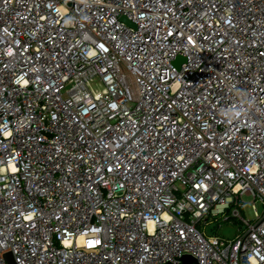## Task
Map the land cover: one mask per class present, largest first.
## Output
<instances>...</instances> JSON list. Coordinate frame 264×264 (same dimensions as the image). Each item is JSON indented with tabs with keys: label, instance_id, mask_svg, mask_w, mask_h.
Returning <instances> with one entry per match:
<instances>
[{
	"label": "built area",
	"instance_id": "obj_1",
	"mask_svg": "<svg viewBox=\"0 0 264 264\" xmlns=\"http://www.w3.org/2000/svg\"><path fill=\"white\" fill-rule=\"evenodd\" d=\"M245 195L264 0H0V264H264ZM229 209L234 238L198 227Z\"/></svg>",
	"mask_w": 264,
	"mask_h": 264
},
{
	"label": "rangeland",
	"instance_id": "obj_2",
	"mask_svg": "<svg viewBox=\"0 0 264 264\" xmlns=\"http://www.w3.org/2000/svg\"><path fill=\"white\" fill-rule=\"evenodd\" d=\"M243 207L238 206L241 216L247 218L251 223L255 222L254 211L259 215L262 214L264 209V204L256 199L253 202L250 196L242 197ZM252 203H254V209L252 208ZM225 215L228 216L227 219H224L222 215H219L214 218H210L206 222H202L201 228L204 231L206 236H218L222 239H232L236 234L240 233V228L243 227L242 221L232 215V211L229 209L226 211Z\"/></svg>",
	"mask_w": 264,
	"mask_h": 264
},
{
	"label": "water",
	"instance_id": "obj_3",
	"mask_svg": "<svg viewBox=\"0 0 264 264\" xmlns=\"http://www.w3.org/2000/svg\"><path fill=\"white\" fill-rule=\"evenodd\" d=\"M182 60H184V58L178 56L177 60L174 61L173 63L176 64V65H179L178 63L180 61H182ZM4 258H5V260L7 261L8 264H15V262L13 260V257H12L10 252H6L4 254ZM180 261H181L180 264H190L192 262H195V260H194V258L192 256L186 255V254L181 257Z\"/></svg>",
	"mask_w": 264,
	"mask_h": 264
},
{
	"label": "clouds",
	"instance_id": "obj_4",
	"mask_svg": "<svg viewBox=\"0 0 264 264\" xmlns=\"http://www.w3.org/2000/svg\"><path fill=\"white\" fill-rule=\"evenodd\" d=\"M244 114L242 109H231V110H226V115L229 119H236L239 117H242Z\"/></svg>",
	"mask_w": 264,
	"mask_h": 264
},
{
	"label": "trees",
	"instance_id": "obj_5",
	"mask_svg": "<svg viewBox=\"0 0 264 264\" xmlns=\"http://www.w3.org/2000/svg\"><path fill=\"white\" fill-rule=\"evenodd\" d=\"M198 227L200 228V225H198Z\"/></svg>",
	"mask_w": 264,
	"mask_h": 264
}]
</instances>
